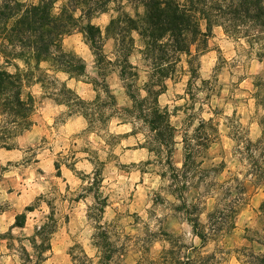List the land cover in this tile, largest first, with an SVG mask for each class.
Listing matches in <instances>:
<instances>
[{
  "label": "rangeland",
  "instance_id": "1",
  "mask_svg": "<svg viewBox=\"0 0 264 264\" xmlns=\"http://www.w3.org/2000/svg\"><path fill=\"white\" fill-rule=\"evenodd\" d=\"M114 8L112 4L107 16L94 17L93 23L105 28L116 14ZM125 8L134 13L129 3ZM133 36L129 61L138 75L128 70L125 79L113 39L103 46L112 63L105 60L98 66L80 27L66 36L64 49L87 64L86 75L69 86L97 104L110 101L109 89L122 113L132 108L126 85L135 82V93L146 96L145 83L152 73L142 52L143 39L136 32ZM208 45V56H195L192 66L188 56L182 57L166 81L169 93L160 104L169 108L177 127L171 161L178 169L185 159L186 135L192 136L202 120L212 119L218 130L197 157L196 169L180 177L179 186L173 185L165 153L158 155L147 147L151 133L141 120L122 114L90 126L83 115L70 116L69 108L48 97L40 84L27 89L37 99L34 125L14 139L13 148L0 147V264H29L24 261L25 248L35 263L30 239L44 225L54 232L41 264H75L71 252L82 253L81 249L92 260L88 264H107L108 260L101 263L102 252L94 244L98 232L106 233L111 244L108 264H175L179 258L197 264H258L264 257V174L257 167L264 166V60L245 42L227 35L213 34ZM15 63L24 66L16 60L8 70L14 72ZM58 75L65 81L69 77ZM249 139L261 140L258 150L249 148ZM176 187H181L187 206ZM241 187L245 198L235 227L204 244L190 219L198 217L207 225L210 213ZM31 205L35 209L26 210ZM101 206L104 212L98 210ZM23 213L26 218L19 219L25 224L20 226L17 216Z\"/></svg>",
  "mask_w": 264,
  "mask_h": 264
},
{
  "label": "trees",
  "instance_id": "2",
  "mask_svg": "<svg viewBox=\"0 0 264 264\" xmlns=\"http://www.w3.org/2000/svg\"><path fill=\"white\" fill-rule=\"evenodd\" d=\"M125 3L131 5L134 13L125 8ZM112 4L116 14L112 15L105 28L93 23V18L107 13ZM78 27L98 66L105 60L112 63L104 53L103 46L108 39L115 41L117 52H120L116 60L120 62L123 79L128 70L132 76L138 75L133 71L136 67L129 61L135 47L133 32L143 39L142 52L151 65L152 73L145 83L146 96L135 93V82L126 85L134 103L132 108H125L122 113L117 107L115 95L109 89H106L109 102L100 101L97 104L99 101H87L59 77L61 72L70 78L86 75L85 59L77 53L66 51L63 45L64 38ZM216 27H221L235 41L245 42L256 57L264 60V0H38L36 3L0 0V147L13 148L14 139L34 125L37 99L27 89L40 84L48 97L69 108L70 116L83 115L90 126L99 120L122 117V114L133 115L135 121L141 120L151 133L152 141L147 147L158 155L165 153L164 160L171 169L173 185L179 186L180 177L186 178L196 169L197 157L209 148L218 130L212 119L202 120L194 134L184 138L185 159L182 168L174 167L171 159L177 127L172 123L169 108L160 105L158 98L165 92L167 79L173 77L184 55L188 56L192 66V59L208 50L209 39ZM16 60H21L24 66L15 63L16 70H8L7 66ZM45 62L49 66L43 68ZM191 72L198 76L195 67L191 68ZM103 108H107V111ZM124 119L128 120L129 117ZM209 128L211 132H207ZM247 143L249 148L258 150L261 140L254 142L249 139ZM257 167L260 174H264V166ZM174 190L182 198V204L187 206L181 187ZM244 194V187H241L224 206L210 213L207 225L202 224L198 217L190 219L193 231L204 244L235 227ZM34 209L32 205L26 208L29 211ZM261 209L264 211V202ZM98 210L104 212V206ZM20 217L26 218V213L17 216V224L23 226L25 222H21ZM53 232L52 229L47 230V225L37 228L35 236L30 239L35 251V263L26 248L24 261L41 264L46 260V252L51 250L50 235ZM107 237L106 233L98 232L94 235V244L102 252L101 263L108 260V264L112 252L107 251L111 245ZM81 252H71L75 264L92 261L84 249ZM175 264L197 262L190 258H179ZM258 264H264V257L259 259Z\"/></svg>",
  "mask_w": 264,
  "mask_h": 264
},
{
  "label": "crops",
  "instance_id": "3",
  "mask_svg": "<svg viewBox=\"0 0 264 264\" xmlns=\"http://www.w3.org/2000/svg\"><path fill=\"white\" fill-rule=\"evenodd\" d=\"M104 16H107V14L106 13H103V14H101V16H98V18H101V17H104ZM97 17V16H96ZM136 34H138L137 32H136ZM214 34H222L224 37L226 36L225 35V33H224V31H223V29L221 28V27H216L215 29H214ZM139 35V34H138ZM225 41H230L228 38H225ZM87 44V43H86ZM88 45V44H87ZM90 48V47H89ZM90 50V49H89ZM207 54H209V52L207 53ZM207 54H204L203 56L205 57V56H208ZM85 56V58L86 59H88V55L86 54V55H84ZM74 78H70V77H68L67 78V80H66V82H67V84L69 85L71 82H72V80H73ZM78 92V91H77ZM169 92H163L162 94H160V96H159V98H158V100H159V103L160 104H163V102H164V98H165V96H167V94H168ZM165 102H168V101H165ZM167 104V103H166ZM60 105H62V104H60ZM125 124V123H124ZM120 125H121V123H120ZM1 149V148H0ZM140 149H144V147H142V148H140Z\"/></svg>",
  "mask_w": 264,
  "mask_h": 264
}]
</instances>
